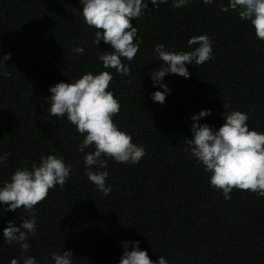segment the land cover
Instances as JSON below:
<instances>
[{
	"label": "trees",
	"instance_id": "obj_1",
	"mask_svg": "<svg viewBox=\"0 0 264 264\" xmlns=\"http://www.w3.org/2000/svg\"><path fill=\"white\" fill-rule=\"evenodd\" d=\"M147 2L145 15L131 21L142 43L132 61L122 58L131 70L123 76L98 59L112 49L103 40L93 44L96 29L84 23L80 0H0V61L11 53L0 69V155L10 153L0 164V187L42 155L63 156L72 165L63 190L57 185L35 206L36 235H29L27 252L4 242L3 230L30 214L0 205V264L13 258L23 264L26 256L54 264L51 253L63 250L73 253V264H119L123 243L132 241L154 262L164 256L168 264H264V197L234 188L224 199L211 187V173L184 151L191 118L205 109L211 114L197 123L214 131L225 111L238 110L249 116V130L264 133V41L250 21L221 10L228 0H189L180 8L168 0L158 9ZM205 34L213 59L186 64L189 78L167 74L162 83L170 93L163 104L154 102L151 94L163 91L150 76L163 66L155 46L192 51L198 45L188 39ZM79 46L83 55L72 51ZM102 71L113 75L108 90L121 105L113 122L147 153L137 164L105 157L107 169H93L109 172L107 196L85 175L84 155L94 146L78 151L84 136L66 116L48 113L50 86Z\"/></svg>",
	"mask_w": 264,
	"mask_h": 264
},
{
	"label": "clouds",
	"instance_id": "obj_2",
	"mask_svg": "<svg viewBox=\"0 0 264 264\" xmlns=\"http://www.w3.org/2000/svg\"><path fill=\"white\" fill-rule=\"evenodd\" d=\"M168 0H151L156 9ZM189 0H173L172 7L186 6ZM204 4H211L213 0H203ZM83 5L82 16L84 23L96 29L93 44L98 46L103 40L111 46L110 52L100 51L98 59L105 69L113 68L120 75L131 74L129 65L122 62V58L132 61L139 51L142 41L138 37V29L131 23L145 15L148 8L147 0H80ZM232 9L238 13L242 21H250L257 39L264 41V0H228V5H221V10L227 12ZM187 44L198 45L192 51L176 52L167 49L164 44H157L154 52L163 66L150 73L153 85L159 84L163 91L151 94L154 102L163 104L170 89L163 78L171 73L189 78L190 73L186 64L201 66L213 59V41L208 35H197L188 39ZM73 52L84 54L83 46L75 47ZM11 58V53L3 56L0 69H4V61ZM4 77L10 73L3 71ZM113 75L108 71L99 74L87 72L71 83L59 82L50 86L52 95L48 98L52 117H67L79 134L83 135L78 151L94 146V150L84 155L85 175L97 190L105 196L112 191V186L106 184L109 172L94 171V168L107 169L108 161L105 157L114 159L118 163L137 164L147 155L142 146L132 142V136L113 122V117L119 114L121 105L112 91H109ZM227 109L229 105L223 104ZM211 114L210 109L201 110L192 116V138L185 139L187 147L198 164H202L204 171L211 173V187L222 191L224 199H231L233 189L251 191L264 197V133L249 130L247 113L232 110L223 113L224 123L218 130H213L208 124H199L201 118ZM10 155H0L2 164ZM72 172V165L67 164L63 156H41L39 164L33 163L31 170L27 167L17 168L0 187V205L7 207L3 211L23 209L30 214L25 219L21 215L19 226L9 221L3 230L4 242L9 245L16 243L27 252L30 245L26 242L29 235H36L35 206L45 200L50 189L59 185L63 190ZM129 243L132 250L128 251ZM139 241L124 242L125 249L119 264H168L164 256L154 262L148 252L140 250ZM73 253L63 250L62 254L52 252L54 264H73ZM10 264H19L16 258ZM23 264H37L36 258L26 256Z\"/></svg>",
	"mask_w": 264,
	"mask_h": 264
}]
</instances>
